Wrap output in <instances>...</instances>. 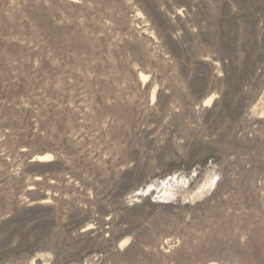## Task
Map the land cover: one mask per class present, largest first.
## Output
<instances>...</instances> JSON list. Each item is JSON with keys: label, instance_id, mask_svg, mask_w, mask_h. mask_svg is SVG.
Wrapping results in <instances>:
<instances>
[{"label": "rangeland", "instance_id": "rangeland-1", "mask_svg": "<svg viewBox=\"0 0 264 264\" xmlns=\"http://www.w3.org/2000/svg\"><path fill=\"white\" fill-rule=\"evenodd\" d=\"M0 264H264V0H0Z\"/></svg>", "mask_w": 264, "mask_h": 264}, {"label": "trees", "instance_id": "trees-1", "mask_svg": "<svg viewBox=\"0 0 264 264\" xmlns=\"http://www.w3.org/2000/svg\"><path fill=\"white\" fill-rule=\"evenodd\" d=\"M226 79H229V74L226 73ZM24 210L19 211L18 213L14 214V219L23 218L24 217Z\"/></svg>", "mask_w": 264, "mask_h": 264}]
</instances>
